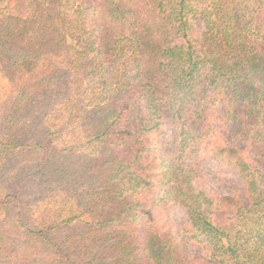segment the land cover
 I'll return each instance as SVG.
<instances>
[{
    "label": "trees",
    "instance_id": "obj_1",
    "mask_svg": "<svg viewBox=\"0 0 264 264\" xmlns=\"http://www.w3.org/2000/svg\"><path fill=\"white\" fill-rule=\"evenodd\" d=\"M0 264H264V0H0Z\"/></svg>",
    "mask_w": 264,
    "mask_h": 264
},
{
    "label": "rangeland",
    "instance_id": "obj_2",
    "mask_svg": "<svg viewBox=\"0 0 264 264\" xmlns=\"http://www.w3.org/2000/svg\"><path fill=\"white\" fill-rule=\"evenodd\" d=\"M214 178H216V181L214 182L215 183L214 186L219 192L223 194H227L234 190L240 191L241 189V182L239 178L237 176H234L231 172L230 173L224 172L223 174L219 173L218 175L214 176Z\"/></svg>",
    "mask_w": 264,
    "mask_h": 264
}]
</instances>
